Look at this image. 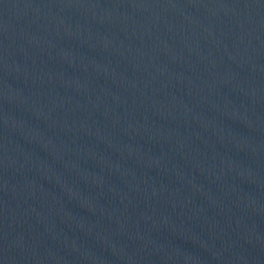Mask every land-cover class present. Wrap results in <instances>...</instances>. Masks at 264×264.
Masks as SVG:
<instances>
[{
    "label": "water",
    "instance_id": "water-1",
    "mask_svg": "<svg viewBox=\"0 0 264 264\" xmlns=\"http://www.w3.org/2000/svg\"><path fill=\"white\" fill-rule=\"evenodd\" d=\"M0 264H264V0H0Z\"/></svg>",
    "mask_w": 264,
    "mask_h": 264
}]
</instances>
